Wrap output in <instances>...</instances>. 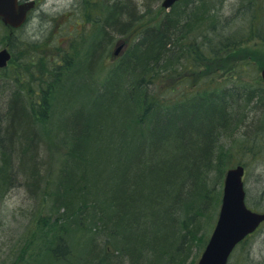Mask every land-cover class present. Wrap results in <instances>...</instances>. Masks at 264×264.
Here are the masks:
<instances>
[{
  "label": "trees",
  "instance_id": "16d2710c",
  "mask_svg": "<svg viewBox=\"0 0 264 264\" xmlns=\"http://www.w3.org/2000/svg\"><path fill=\"white\" fill-rule=\"evenodd\" d=\"M193 2L191 11L156 13L140 25L134 6L120 0L92 3L89 28L81 24L78 34L56 41L54 60L30 44L25 49L21 44V51L13 53L17 69L8 66L13 71L2 90L7 94L6 112L0 118L7 120V127L0 134V181H18L20 175L31 186L44 176L50 185L43 188L48 210L31 229L32 255L26 258L24 245L14 264H72L65 258L66 252L72 253L70 238L85 229L88 241L106 237V254L96 264H114L111 257L118 254L129 261L141 258L140 264H181L180 250L195 233L194 220L211 205L210 170L216 163L225 172L229 164L219 142L235 106L240 100L255 101L252 107L264 101L260 74L256 87L236 74L233 83L228 75L210 79L189 85L179 96L170 84L161 88L166 77L181 74L173 67L175 60H184L183 71L203 73L200 63L188 57L204 50L188 35L196 22L214 20V11L205 10L202 0ZM242 9L244 21L208 40V67L214 68L218 60L224 61L225 71L244 73L253 63L252 53L237 60L231 56L264 42V6L252 1ZM212 24L209 28L215 29ZM116 36L128 42L118 55ZM180 48L186 58L176 57ZM221 52L225 58L216 56ZM73 91H80V103L71 110L61 101ZM64 149L65 158L58 160L55 156ZM51 151L54 158L47 164L40 155ZM14 161L19 172L13 170ZM55 210L62 215L50 223ZM250 236L238 246L247 244ZM84 260L82 264L91 262L89 257Z\"/></svg>",
  "mask_w": 264,
  "mask_h": 264
},
{
  "label": "rangeland",
  "instance_id": "374dc122",
  "mask_svg": "<svg viewBox=\"0 0 264 264\" xmlns=\"http://www.w3.org/2000/svg\"><path fill=\"white\" fill-rule=\"evenodd\" d=\"M117 0H46L42 3V9L38 12L39 17L33 20L28 26L20 29L18 31V37L21 42L18 43H4L0 41V49L5 46H9L12 50V54L20 52L22 46L27 48L36 47L39 50V55L46 56L50 54L52 60H54V55L56 54L54 43L56 41H67V38L75 36L85 27L88 29L90 22L88 21L87 14L92 3L100 5H111ZM163 0H120V3H127L134 6L135 12L138 16H141L136 25L152 21L154 17L162 16L166 11L174 10V13L181 10H193L191 7H195L193 1L196 0H178L170 9H165L162 7L161 3ZM252 1L257 4L260 3L264 6V0H202V4L206 6L205 10L214 11V20H205L203 22H196L190 33L189 38L193 43L199 45L203 48V52L200 51L197 56H189L188 58L192 60L195 59L197 64L204 68L200 72L202 74H195L192 70L187 68V71L181 70L184 60L179 59L174 62V69L178 67L180 70V75L171 74L166 77L165 84L161 86L164 88L166 84H170L171 89L176 91V96L184 93L189 87V85L201 84L204 81L210 79L225 78L229 76V81L232 82V75H242L245 82L256 87L258 81V74L261 75V68L263 66L262 56L264 53V42L260 41L253 47L247 49H240L231 56L232 60H237L241 56L252 53L253 56L251 60L253 63L249 65L247 72H241V70L232 71L222 69L224 66V61L218 62L216 60L215 67L210 68L208 64L212 63L210 46L208 40H215L216 33H228L234 25H238L240 22L245 20V16L241 17V13L245 11L242 9L245 5H250ZM96 5V6H97ZM100 8H103L101 5ZM97 9H93L98 13ZM198 10V7H196ZM261 16L264 20V9L260 10ZM157 13V14H156ZM156 14V15H155ZM155 15V16H154ZM205 15V14H204ZM209 15V14H208ZM183 14L180 18L183 19ZM216 17V21H215ZM159 18V17H158ZM157 18V19H158ZM156 19V20H157ZM81 22V23H79ZM215 24V29H210L211 24ZM259 23V20H257ZM212 24V25H214ZM198 27V28H196ZM84 29V30H85ZM3 31V29H0ZM189 29L187 30V32ZM70 40V39H69ZM116 42H123L125 44L123 50H127L128 42L120 36H116ZM184 42L189 44L187 37H185ZM182 43L181 41L179 44ZM15 44V46H13ZM35 44L37 46H35ZM39 44V45H38ZM117 45V44H116ZM115 46L112 48L115 49ZM14 50V52H13ZM191 51V50H190ZM176 57L186 58L185 51L181 48L177 49ZM191 53V52H190ZM14 54V55H15ZM225 58L224 53L221 52ZM175 57V56H174ZM15 57L13 56L9 65L17 66L15 63ZM176 58V59H177ZM210 59V60H209ZM111 58H109V61ZM261 66V67H260ZM10 67L0 70V113L4 117L6 112L3 103V98L7 96L6 93H2L4 83L9 76ZM17 69V67H15ZM192 69V68H191ZM54 71L52 68L49 69ZM13 71V70H12ZM48 72V71H47ZM192 75L193 78L186 81L185 76ZM50 79V75H47ZM256 76V78H254ZM53 79V77L51 78ZM256 79V80H255ZM78 84V79L71 82L72 86ZM264 93V85H260ZM77 90V89H76ZM162 90L157 89V92ZM4 96V97H3ZM80 91L72 92L71 97L68 100H62L61 104L72 107L73 110L79 105ZM262 99V96H260ZM257 103L255 107H252L256 102L245 103L242 100L239 104L235 106L236 111L232 115L233 120L229 127L224 128L223 133L220 136L219 149L227 154L225 163L228 161L225 172L222 167L210 170V178L208 179L210 189L214 192L211 196V205L208 206L194 221L195 233L189 238L190 242L187 245L182 246L180 252L181 256L179 262L181 264H196L199 260L201 253L210 238V235L215 227L218 219L222 195H223V185L226 171L228 168L235 166L236 164H243L245 166L246 172L244 176L245 189H246V200L250 207L257 211L264 212V105ZM70 110V113H71ZM70 115V114H69ZM7 120L0 118V134L4 135L3 132L6 130ZM40 137V136H39ZM7 139L5 140V142ZM46 143H43L44 147ZM47 147V146H46ZM45 147V149H46ZM48 151V150H47ZM46 151V152H47ZM65 149L62 152L57 153L55 156L59 159L65 158ZM15 154V153H14ZM54 152H48L45 155H40L44 162H50L53 157ZM228 159V160H227ZM47 162V164H49ZM13 170L19 172L17 169L19 164L18 161H14ZM49 166V165H48ZM45 175V174H44ZM19 179L10 181H0V264H14L17 261V256L20 255V251H24V245L26 246V258L32 255V251L29 249L31 244V229L35 228L36 218L48 210L47 205L50 204L49 198L44 197L43 188H49L50 185L44 183V176L37 177L34 184L28 186L25 183V178L18 175ZM214 184V185H213ZM62 213L59 210L53 211L50 215V223L54 220L60 218ZM48 221L42 222L43 224L48 223ZM93 230L98 231L94 226L88 224ZM76 231L72 234L70 238V243L72 245L71 251L66 252L69 262L74 264L77 260L81 258L83 263L86 261L84 259L91 260L90 264H96L99 258H102L104 254L103 245L105 246L104 236H99V241L90 239L88 241L87 236L89 235V230ZM35 231V230H33ZM94 236V234H92ZM34 239V238H33ZM88 241V242H87ZM87 245V247H85ZM146 252V251H145ZM120 253V252H119ZM119 256H112L111 262L114 264H131L133 261L135 264H140L141 258H122ZM25 256V255H24ZM129 261V263H128ZM133 262V263H134ZM141 264H143L141 262ZM229 264H264V222L261 226L253 233L252 236L247 240V244L238 246L237 249L232 254Z\"/></svg>",
  "mask_w": 264,
  "mask_h": 264
},
{
  "label": "water",
  "instance_id": "95a60500",
  "mask_svg": "<svg viewBox=\"0 0 264 264\" xmlns=\"http://www.w3.org/2000/svg\"><path fill=\"white\" fill-rule=\"evenodd\" d=\"M176 1L164 0L163 6L170 7ZM16 7L15 0H0V15L15 26L23 22L30 6ZM121 47L116 48L115 54L119 53ZM10 59L8 49L0 50V68L5 67ZM261 74L264 79V65ZM244 173L242 165L227 170L219 217L197 264H228L235 247L264 221V212L254 211L246 203Z\"/></svg>",
  "mask_w": 264,
  "mask_h": 264
},
{
  "label": "flooded vegetation",
  "instance_id": "af4514ba",
  "mask_svg": "<svg viewBox=\"0 0 264 264\" xmlns=\"http://www.w3.org/2000/svg\"><path fill=\"white\" fill-rule=\"evenodd\" d=\"M46 0H15L17 8L22 5L31 6V8L27 11V15L25 20H23L20 26L11 25L6 22L3 17L0 15V41L4 43H18L21 42V39L18 37V31L31 23L33 20L37 19L40 15L38 12L42 9V3ZM7 47L10 51L12 50L9 46ZM12 52V51H11Z\"/></svg>",
  "mask_w": 264,
  "mask_h": 264
},
{
  "label": "bare ground",
  "instance_id": "6f19581e",
  "mask_svg": "<svg viewBox=\"0 0 264 264\" xmlns=\"http://www.w3.org/2000/svg\"><path fill=\"white\" fill-rule=\"evenodd\" d=\"M80 260H81V259L77 260V261H78V264H82L83 261H82V260L80 261Z\"/></svg>",
  "mask_w": 264,
  "mask_h": 264
}]
</instances>
